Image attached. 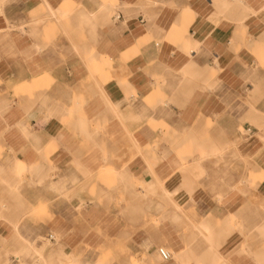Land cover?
<instances>
[{"label":"crops","instance_id":"1","mask_svg":"<svg viewBox=\"0 0 264 264\" xmlns=\"http://www.w3.org/2000/svg\"><path fill=\"white\" fill-rule=\"evenodd\" d=\"M0 264H264V0H0Z\"/></svg>","mask_w":264,"mask_h":264},{"label":"built area","instance_id":"2","mask_svg":"<svg viewBox=\"0 0 264 264\" xmlns=\"http://www.w3.org/2000/svg\"><path fill=\"white\" fill-rule=\"evenodd\" d=\"M50 239L54 241L53 237H50ZM159 253L164 262L172 261V255L168 251L160 250Z\"/></svg>","mask_w":264,"mask_h":264},{"label":"rangeland","instance_id":"3","mask_svg":"<svg viewBox=\"0 0 264 264\" xmlns=\"http://www.w3.org/2000/svg\"><path fill=\"white\" fill-rule=\"evenodd\" d=\"M160 250H164V251H167L166 249H159V252H160ZM159 255H160V253H159ZM161 257V256H160ZM162 259V258H161ZM163 260V259H162Z\"/></svg>","mask_w":264,"mask_h":264},{"label":"bare ground","instance_id":"4","mask_svg":"<svg viewBox=\"0 0 264 264\" xmlns=\"http://www.w3.org/2000/svg\"><path fill=\"white\" fill-rule=\"evenodd\" d=\"M197 230H198V228H197ZM197 234H198V233H197ZM197 234H196V235H197ZM198 236H199V235H198ZM204 245H205V244H204ZM210 248H211V247H210Z\"/></svg>","mask_w":264,"mask_h":264}]
</instances>
